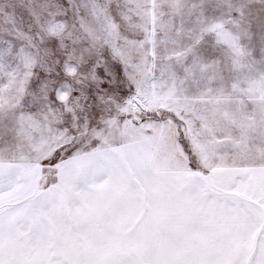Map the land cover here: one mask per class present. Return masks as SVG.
<instances>
[{"label":"snow or ice","instance_id":"obj_1","mask_svg":"<svg viewBox=\"0 0 264 264\" xmlns=\"http://www.w3.org/2000/svg\"><path fill=\"white\" fill-rule=\"evenodd\" d=\"M0 264H264V0H0Z\"/></svg>","mask_w":264,"mask_h":264}]
</instances>
